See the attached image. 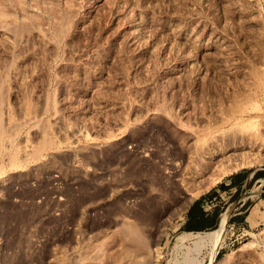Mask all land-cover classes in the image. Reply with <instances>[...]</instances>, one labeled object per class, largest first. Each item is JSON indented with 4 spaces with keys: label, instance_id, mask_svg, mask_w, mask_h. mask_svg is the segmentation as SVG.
<instances>
[{
    "label": "rangeland",
    "instance_id": "1",
    "mask_svg": "<svg viewBox=\"0 0 264 264\" xmlns=\"http://www.w3.org/2000/svg\"><path fill=\"white\" fill-rule=\"evenodd\" d=\"M224 213L205 264H264V0H0V264H177Z\"/></svg>",
    "mask_w": 264,
    "mask_h": 264
},
{
    "label": "bare ground",
    "instance_id": "2",
    "mask_svg": "<svg viewBox=\"0 0 264 264\" xmlns=\"http://www.w3.org/2000/svg\"><path fill=\"white\" fill-rule=\"evenodd\" d=\"M256 106V105H255ZM254 107V105H253ZM88 136V135H87ZM211 152V151H210ZM214 153V151H213ZM257 158L250 157L249 155H244L239 158H232L228 163L218 165L219 169L213 177L206 179L205 184L196 187V191L191 193V198L196 197L204 190H207L214 183L219 181V179L226 173L253 165L257 162ZM260 160H258L259 162ZM209 163V162H208ZM210 166V163L205 166V169ZM204 165L200 168H195V174L199 173V170L203 169ZM201 172V171H200ZM194 173V172H193ZM203 182V183H204ZM200 185V184H199ZM195 190V189H194ZM229 216L228 213H224L221 216L219 226L212 230H198V231H185L177 236L175 248L180 252V260L177 264H205L206 262H212L218 251L221 248L222 241L224 239L225 231L228 226ZM157 246V245H156ZM157 251V248H156ZM159 254V252H158ZM156 253L155 255L158 256ZM156 256V257H157Z\"/></svg>",
    "mask_w": 264,
    "mask_h": 264
},
{
    "label": "crops",
    "instance_id": "3",
    "mask_svg": "<svg viewBox=\"0 0 264 264\" xmlns=\"http://www.w3.org/2000/svg\"><path fill=\"white\" fill-rule=\"evenodd\" d=\"M213 213L214 212L212 211H205V209L203 210L201 203L198 204V207H196L195 204H193L189 208L186 224H190L193 218L200 217V216H202L204 219H208L210 218V214H213ZM192 226L193 228L190 226L192 229H198L197 227H195V225H192Z\"/></svg>",
    "mask_w": 264,
    "mask_h": 264
},
{
    "label": "trees",
    "instance_id": "4",
    "mask_svg": "<svg viewBox=\"0 0 264 264\" xmlns=\"http://www.w3.org/2000/svg\"><path fill=\"white\" fill-rule=\"evenodd\" d=\"M200 218H203L202 216H200ZM207 218V217H206ZM188 229H192L191 227H188ZM199 229V228H198Z\"/></svg>",
    "mask_w": 264,
    "mask_h": 264
}]
</instances>
